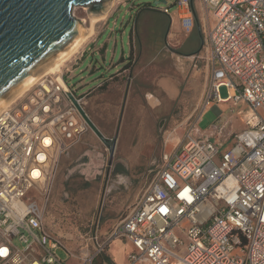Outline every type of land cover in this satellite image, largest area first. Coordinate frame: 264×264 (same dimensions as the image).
<instances>
[{
  "label": "built area",
  "instance_id": "2783aa9c",
  "mask_svg": "<svg viewBox=\"0 0 264 264\" xmlns=\"http://www.w3.org/2000/svg\"><path fill=\"white\" fill-rule=\"evenodd\" d=\"M201 1L214 15L204 103L113 231L134 247L126 264H264V0ZM184 19L189 28L192 16ZM86 98L49 74L0 112V264H69L61 246L94 264L96 254L74 253L44 224L61 157L90 128L74 102L85 109ZM228 102L244 106L243 129L225 138V123L198 127Z\"/></svg>",
  "mask_w": 264,
  "mask_h": 264
},
{
  "label": "rangeland",
  "instance_id": "374dc122",
  "mask_svg": "<svg viewBox=\"0 0 264 264\" xmlns=\"http://www.w3.org/2000/svg\"><path fill=\"white\" fill-rule=\"evenodd\" d=\"M128 1L115 3L105 20L97 23L96 33L84 46L88 45L87 53L82 55L84 48L81 49L64 67L65 80L78 95L98 86L129 60L132 24L146 14L143 4H153V0ZM153 5L169 6L173 14L178 10L175 0ZM74 14L89 25L88 7L77 6ZM209 14L214 19L213 12ZM149 16L153 22L155 15L150 13ZM112 81L109 87L94 91L97 110L91 112L110 141L104 142L90 127L81 140L62 155L44 212L47 230L76 254H96L95 260L108 254L112 241L122 239L113 235L114 229L152 181L162 153L182 138L186 125L196 118L199 110L195 106L194 92L186 93L176 104L155 108L147 99V96L153 98V94L146 96L126 89V83L120 79ZM220 93L227 96V88L221 87ZM222 104L221 114L210 108L198 127L207 130L225 123L224 136L228 138L230 132L245 126V110L241 104ZM232 138L229 137L227 147L232 145ZM29 196L33 197L34 191ZM57 252L69 264L80 263L63 246ZM103 263L108 264L106 260Z\"/></svg>",
  "mask_w": 264,
  "mask_h": 264
},
{
  "label": "crops",
  "instance_id": "0c3cea01",
  "mask_svg": "<svg viewBox=\"0 0 264 264\" xmlns=\"http://www.w3.org/2000/svg\"><path fill=\"white\" fill-rule=\"evenodd\" d=\"M198 1L199 3L193 0V8L199 18L200 27L195 26V15L191 3L190 9L178 7L174 14L171 10L169 13L164 12L163 8L166 6H152V10H146V14L132 24L129 40V56L131 57L128 56L129 60L118 72L111 74L109 78L87 92L85 110L97 126L100 127L91 113L97 110V96L93 93L98 89L109 87L115 79L123 80L126 83V89L137 90L135 92L146 96L153 94V98L147 96V99L155 108L167 106L170 103L176 104L186 93L194 92L196 93L195 106L199 109L196 116L198 118L211 75V67L206 57L208 48L205 28L214 22L210 14L206 18L205 5L201 0ZM132 7H135V4ZM150 13L155 15L153 22L149 20ZM187 16L193 18L189 28L184 19ZM151 36L153 37L150 38ZM87 47L88 45L84 48L82 55L87 53ZM129 61L130 65H127ZM222 105V103L214 104L211 108L221 114ZM190 123L192 121L186 125L182 138ZM133 250L132 243L122 238L109 244L107 255L116 264H126L128 255Z\"/></svg>",
  "mask_w": 264,
  "mask_h": 264
},
{
  "label": "water",
  "instance_id": "95a60500",
  "mask_svg": "<svg viewBox=\"0 0 264 264\" xmlns=\"http://www.w3.org/2000/svg\"><path fill=\"white\" fill-rule=\"evenodd\" d=\"M167 0H153L158 5ZM112 0H0V102L33 74L68 49L85 27L74 14L77 6L103 15ZM193 8V0H191ZM193 12L200 27L197 14ZM90 127L106 143L105 136L74 100Z\"/></svg>",
  "mask_w": 264,
  "mask_h": 264
},
{
  "label": "bare ground",
  "instance_id": "6f19581e",
  "mask_svg": "<svg viewBox=\"0 0 264 264\" xmlns=\"http://www.w3.org/2000/svg\"><path fill=\"white\" fill-rule=\"evenodd\" d=\"M119 0H112V7ZM107 13L103 15H93L90 14V23L88 26L82 29L77 40L64 52H62L59 56L54 58L48 64L43 66L40 70H38L35 74H33L25 83H23L19 88H17L14 92L9 94L6 98H4L0 102V112L9 107L14 101H16L19 97H21L27 90H29L32 86L37 84L42 78L45 76L52 74L58 77L59 81L66 86V82L62 78L60 73L63 72L64 67H66L67 62L84 46L91 40L93 35L96 33V25L98 22L105 20V16Z\"/></svg>",
  "mask_w": 264,
  "mask_h": 264
},
{
  "label": "trees",
  "instance_id": "16d2710c",
  "mask_svg": "<svg viewBox=\"0 0 264 264\" xmlns=\"http://www.w3.org/2000/svg\"><path fill=\"white\" fill-rule=\"evenodd\" d=\"M144 10H152V6H154L152 4V2H145L144 4ZM131 57V56H129ZM124 60V59H123ZM127 65H130V61L128 62ZM103 260H106L108 262V264H116L108 255L106 254H102L100 258H97L95 260V264H103Z\"/></svg>",
  "mask_w": 264,
  "mask_h": 264
},
{
  "label": "flooded vegetation",
  "instance_id": "af4514ba",
  "mask_svg": "<svg viewBox=\"0 0 264 264\" xmlns=\"http://www.w3.org/2000/svg\"><path fill=\"white\" fill-rule=\"evenodd\" d=\"M197 25H198V23H197L196 18H195V26H197ZM188 44H189V43H188ZM188 44H187V45H188Z\"/></svg>",
  "mask_w": 264,
  "mask_h": 264
}]
</instances>
